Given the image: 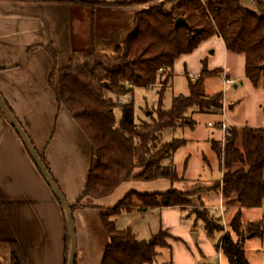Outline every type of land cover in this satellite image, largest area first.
Instances as JSON below:
<instances>
[{
    "label": "trees",
    "instance_id": "obj_1",
    "mask_svg": "<svg viewBox=\"0 0 264 264\" xmlns=\"http://www.w3.org/2000/svg\"><path fill=\"white\" fill-rule=\"evenodd\" d=\"M40 1L84 6L93 14L97 7L144 5L157 0ZM158 1H162L159 6L136 14L130 34L119 42L111 55L98 51L92 26L93 47L75 51L69 65L55 70L49 78L57 104L67 109L92 145L93 160L84 193L70 210L72 214L89 208L99 211L109 239L102 264H156L159 249L169 248L167 239L171 236L167 231L161 230L149 240H138L130 229H118L114 217L137 209L154 211L179 207L185 211L192 205L189 192L173 187L166 192L130 191L113 208L96 203L110 197L129 181L174 184L184 180L178 174L173 156L185 141L163 142V134L185 123L186 113L191 109L218 114L224 99L222 94L211 97L204 94L205 78L215 74L204 66L196 81L189 80V95L175 97L172 108L163 110L162 99L174 74L175 62L182 55L192 53L202 42L218 36L228 52L244 56L246 77L253 86L262 84L264 88V0H251L255 11L245 8L240 0ZM179 18L185 19L187 25L176 27ZM46 49L56 62L55 51ZM159 84L163 88L159 91L161 98L156 116L148 114L149 121L137 123L135 102L130 97L135 90H150ZM121 99H127L126 104L121 106ZM116 109L121 112L119 123ZM212 147L223 163V176L214 190L222 193L226 212L232 207L238 209L223 235L216 230L215 221L207 216L199 215L197 219L203 221L208 237L220 235L216 247L227 264H250L245 244L248 236L264 238V217L244 225L242 216L244 209H260L264 204V129L247 127L241 133L234 129L225 147L220 141H214ZM38 155L59 189L45 156ZM211 217L216 221L221 218ZM66 228V264H69L71 237L67 222ZM7 245L11 264H30L19 243L8 242Z\"/></svg>",
    "mask_w": 264,
    "mask_h": 264
},
{
    "label": "crops",
    "instance_id": "obj_2",
    "mask_svg": "<svg viewBox=\"0 0 264 264\" xmlns=\"http://www.w3.org/2000/svg\"><path fill=\"white\" fill-rule=\"evenodd\" d=\"M240 1L245 8L256 10L253 2ZM142 10L145 9L140 5L99 7L92 14L88 10L77 12L71 5L40 0H0V98L35 150L45 156L69 207L84 193L93 149L67 109L57 104L49 78L55 70L69 65L75 51L93 44L92 26L99 52L113 53L119 42L130 34L134 18ZM214 37L229 54L223 40ZM46 48L55 51L56 62ZM185 56L175 62L174 71L183 61L184 71L189 75ZM222 70L226 75V69ZM228 77L231 78L229 74ZM122 185L116 191H121ZM212 185L190 187L183 181L174 184L156 181L149 184L148 190L166 192L173 187L190 192L200 189L201 202L204 197L211 199L219 194L223 210L222 193L212 190ZM237 209L232 207L228 211L229 220ZM157 211L160 212L161 230L180 238L174 232L179 227L181 237L188 239L189 226L180 224L181 208H163L151 213ZM73 221L77 264H102L109 239L99 211L93 208L77 210L73 213ZM66 222L63 207L0 108V264H11L8 242L19 243L30 264H66ZM203 238L209 239L206 232ZM205 247L210 255V247ZM217 253L223 257L218 250Z\"/></svg>",
    "mask_w": 264,
    "mask_h": 264
},
{
    "label": "rangeland",
    "instance_id": "obj_3",
    "mask_svg": "<svg viewBox=\"0 0 264 264\" xmlns=\"http://www.w3.org/2000/svg\"><path fill=\"white\" fill-rule=\"evenodd\" d=\"M84 2L91 1H131V0H81ZM251 1V0H249ZM162 1H152L140 5L144 9L159 6ZM252 2V1H251ZM77 12L91 13V9L84 6H74ZM99 8V7H97ZM95 11V10H94ZM93 44H89L79 51H87ZM99 51V50H98ZM102 53V52H100ZM103 55H111L105 52ZM187 72L184 71L185 65L179 62L176 65L174 74L169 86L166 88L162 99V109L169 111L172 108V102L175 97L189 95V80L196 81L204 66L209 72H215L204 80L203 92L206 96L222 94L224 104L222 109H226L227 117L233 125V129L241 133L243 128H261L264 129V88L262 84L258 87L246 77L245 58L243 55L227 54L222 44L212 37L202 42L192 53L186 54ZM222 69H226V75ZM229 76L237 81L236 85H226L223 78ZM237 86V87H236ZM163 85L159 84L150 90L137 91L140 100L135 103V118L137 123L149 121L148 114L156 116V111L160 104L159 91ZM230 106H234L230 110ZM222 111V110H221ZM209 113L198 112L197 109H191L186 113L187 120L181 126L174 130H168L163 134V142H172L173 140L185 141V144L174 154L173 162L177 168L178 174L184 178L188 186H195L206 183H213L211 188L222 179V160L218 158L217 153L213 150L214 141H221L222 134L216 128L217 124L222 121V112ZM117 122H120V109L115 110ZM209 124L213 125L212 127ZM151 182L129 181L124 183L121 191L114 192L110 197L96 201V203L105 208L115 207L124 196L130 191L140 193H154V190H148ZM142 185V186H141ZM146 186V187H145ZM152 186V185H151ZM202 190L193 189L189 193L192 205L184 209L181 215V225L189 226L190 231L188 239H184L181 230L175 229L179 237L170 232V238L167 239L169 248L159 249L156 264H227L226 261L217 253L216 245L220 240V235L229 230L228 212L225 211L226 202L223 200V210L221 209V198L218 195L203 198L200 201L199 195ZM118 192V193H117ZM124 192H126L124 194ZM205 205H204V204ZM152 211L122 212L114 217L118 229H130L138 240H149L161 231L160 212L155 214ZM199 215H205L209 220L215 221L214 226L220 235L209 237L204 240L203 234L204 223L197 219ZM211 215L220 218L216 221ZM264 217V204L261 209L244 210L243 223L256 222ZM176 219H179L176 216ZM200 235V240H196L194 235ZM208 241V242H207ZM210 247V255L206 252ZM106 249V248H105ZM246 255L250 264H264V238H251L245 244ZM209 251V250H208ZM202 252V254H201ZM78 253V252H77ZM197 259L200 262L197 263Z\"/></svg>",
    "mask_w": 264,
    "mask_h": 264
},
{
    "label": "water",
    "instance_id": "obj_4",
    "mask_svg": "<svg viewBox=\"0 0 264 264\" xmlns=\"http://www.w3.org/2000/svg\"><path fill=\"white\" fill-rule=\"evenodd\" d=\"M175 25H176V27H178L180 25H187V22L185 19L179 18V19H177ZM0 108H1L2 112L4 113V115L6 116L9 123L11 124V126L15 129V131L19 135L23 144L28 149V151L31 155V158L34 161V164H35L37 170L39 171V173L41 174L42 178L44 179L45 183L47 184V186L50 188V190L52 191L55 198L58 200V202L63 207L64 213L66 216V220H67V224H68V228H69V234L71 237V247H70L68 263L69 264H75L76 254H77V239H76L75 223L73 221V214L70 210V207H69L68 203L66 202L65 198L63 197V195L61 194V192L59 191V189L57 188V186L55 185V183L53 182V180L51 179L50 174L48 173L47 169L43 165L37 151L35 150V148L33 147L32 143L30 141V139L28 138V136L26 135V133L24 132L22 127L9 114L7 107L1 98H0ZM233 109H234V107L230 106V110H233ZM194 237L196 240L198 239L197 234H195ZM248 238H250V236H248Z\"/></svg>",
    "mask_w": 264,
    "mask_h": 264
},
{
    "label": "built area",
    "instance_id": "obj_5",
    "mask_svg": "<svg viewBox=\"0 0 264 264\" xmlns=\"http://www.w3.org/2000/svg\"><path fill=\"white\" fill-rule=\"evenodd\" d=\"M224 82L226 85H236L237 84V81L232 79V78H229L227 76H225L223 78ZM138 90H135L134 91V94L130 97V99H132L133 102H138L140 100V96H139V93L137 92ZM127 102V99H121L119 101V104L122 106L124 104H126ZM222 121L217 124L216 128L221 132L222 134V138H221V145L222 147H225L227 141L232 137V133H233V125L232 123L229 121L228 117H227V112H226V109H222ZM209 126H213L211 124H209Z\"/></svg>",
    "mask_w": 264,
    "mask_h": 264
}]
</instances>
